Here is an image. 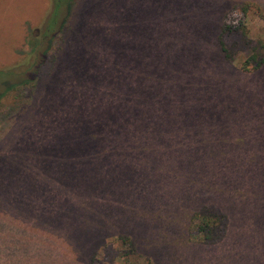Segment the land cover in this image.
I'll return each mask as SVG.
<instances>
[{
	"label": "rangeland",
	"instance_id": "obj_1",
	"mask_svg": "<svg viewBox=\"0 0 264 264\" xmlns=\"http://www.w3.org/2000/svg\"><path fill=\"white\" fill-rule=\"evenodd\" d=\"M48 10L0 0L7 84ZM262 17L264 0H73L53 59L0 100V264H118L120 235L152 264H264V64L244 70ZM222 23L247 31L221 36L231 60ZM204 206L226 217L212 245L189 230Z\"/></svg>",
	"mask_w": 264,
	"mask_h": 264
},
{
	"label": "trees",
	"instance_id": "obj_2",
	"mask_svg": "<svg viewBox=\"0 0 264 264\" xmlns=\"http://www.w3.org/2000/svg\"><path fill=\"white\" fill-rule=\"evenodd\" d=\"M73 0H49V10L39 27L38 36L35 38L27 39V46L29 52L24 56L16 65H26L29 63L30 58L35 50L39 52L32 62L29 63L28 77L24 76L21 81L16 84H7L5 81L12 76L13 69H6L0 71V74L8 73V76L0 80L2 91L0 92V100L5 95L15 89L17 86H27L34 84L38 79L41 67L44 66V61L47 58V54L50 55L49 60L55 56V50L58 43L61 42L64 28L70 15V9ZM248 5H242L239 7L241 14H245L248 11ZM264 20V17H262ZM238 34L242 38L247 36V31L241 23L235 26L222 23L220 27L219 45L226 60H231V54L224 47L221 41L222 35ZM264 64V45L258 43L257 46L251 49L249 56L246 59L245 71H256ZM190 231H192L196 237L198 243L202 245H212L219 242L226 232V217L218 210L209 207H200L194 211L189 219ZM116 248L115 258L118 260V264H152L150 260L139 256L135 250L133 242L127 236H117L114 241Z\"/></svg>",
	"mask_w": 264,
	"mask_h": 264
}]
</instances>
